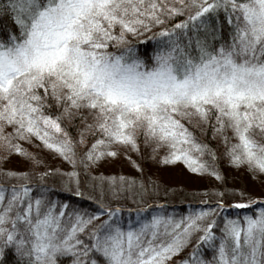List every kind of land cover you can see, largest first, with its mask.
Masks as SVG:
<instances>
[{"label": "snow or ice", "instance_id": "obj_1", "mask_svg": "<svg viewBox=\"0 0 264 264\" xmlns=\"http://www.w3.org/2000/svg\"><path fill=\"white\" fill-rule=\"evenodd\" d=\"M141 136L221 185L222 143L264 188V0H0V264H169L189 245L176 264H264V196L222 188L176 215L140 193L128 206L131 177L91 175ZM33 137L71 169L38 170L16 142ZM13 154L28 167H3Z\"/></svg>", "mask_w": 264, "mask_h": 264}, {"label": "rangeland", "instance_id": "obj_2", "mask_svg": "<svg viewBox=\"0 0 264 264\" xmlns=\"http://www.w3.org/2000/svg\"><path fill=\"white\" fill-rule=\"evenodd\" d=\"M32 140H35V143L40 145L39 140H37L35 137L32 138ZM141 140L144 143V138L141 136ZM20 143L21 147L26 149L27 151L31 152L35 156H37V160H43V158L47 155L49 156L51 161H54V159L51 157L52 155L56 157L57 154L52 151V153H48V151L40 149L39 152H34L33 148L31 147L29 143L24 141H16ZM25 145V146H24ZM155 147V144L151 145H143V154L144 157L141 156V154L137 153L136 151L131 150L130 148L127 149V157L124 155V152L121 151L115 158L112 157H104L101 158L95 165L91 166L89 169V172L92 176H116L119 177L121 175L125 177H131L134 178L135 176L137 179L139 177H149L151 181L154 183V179L157 182L156 186H151L149 191H152L153 196H157L158 194L160 197H163L167 202H175L179 200L189 199V200H196L199 195L198 193L203 194L205 190V180L204 177L201 174H195L190 172L186 166L183 164L182 161H178L175 163L165 164L161 163V157H164L168 153V148L165 145H161L159 148L161 149L162 153L165 152V155L163 156H157L158 149L156 148L155 153L151 151L152 148ZM167 148V149H165ZM0 155H3L2 152H0ZM139 156L142 157L141 165H143V175L140 171L137 170L135 165H139ZM141 159V158H140ZM3 167L11 168V169H17L22 170L28 167V165L25 163L23 157L18 156L16 154H13L8 163L3 165ZM141 168V166H140ZM240 171H244L245 169L241 167L239 169ZM228 171L233 172L232 176L229 177L228 182L238 189H240L243 192L248 193V197H261L264 194V188L261 187L260 183L258 181H252L248 174H238V172H234V168L228 167ZM146 172V174H145ZM145 174V175H144ZM151 177V178H150ZM154 178V179H152ZM90 184L99 183V181H94L89 179ZM141 185V184H140ZM103 186L105 189H107V181L103 182ZM170 189V190H167ZM89 193H92L91 187L87 189ZM181 191L182 194L176 192ZM135 193H140L142 196H144L145 199L148 198V192L144 193L142 189L139 187V184L137 187H134L132 189V193H129L127 190L123 193L124 198L127 200V203H133L130 199V196ZM187 194V196H184V194ZM97 194L98 193H93ZM150 196V197H153ZM124 202L123 200L121 201Z\"/></svg>", "mask_w": 264, "mask_h": 264}, {"label": "trees", "instance_id": "obj_3", "mask_svg": "<svg viewBox=\"0 0 264 264\" xmlns=\"http://www.w3.org/2000/svg\"><path fill=\"white\" fill-rule=\"evenodd\" d=\"M138 43H140V46L141 47H144L145 44L143 42V38H141ZM152 42L151 41H148L147 44L150 45ZM55 114V113H53ZM65 124V126L67 127V122H63ZM71 133H72V138L74 141H78V134L76 132L75 129H70ZM59 135V134H57ZM197 136L203 140L204 139V136L203 134H201L199 132V130H197ZM91 140V137H87V140L85 142V144H80V143H76L74 145V150L77 152V153H80L82 154L84 150H86V148L88 147V143L90 142ZM212 145V148L215 150L216 152V155H217V161H216V165L217 167L219 168L220 172L222 173V175L224 176V182H223V185H221V182L220 181H217L215 180L213 177L207 175V174H201L203 177H204V180H205V190H204V193L203 194H200L198 193L197 195L198 198L196 200H187L184 198V200H179V201H175V202H167V200H165L163 197H160V195L158 194L157 196H153L152 195V191L150 189L151 186H156L157 185V182L154 178V183L153 181H151L149 179V177H144V176H141L139 177V179H137V177L135 176L133 179H135L136 181H138V184L140 185H148V198H147V202L148 204L152 205V206H155L156 204H160L162 205L164 208H166L169 212H173L175 213L176 215H179L181 212H187L191 209H195L197 207H200L202 206L201 205V201H208L209 203H212L214 202L216 199H217V196H216V193L221 191V189L223 188V190L225 191V194H226V200L228 203H231L233 200H247L249 197L247 196L248 193L246 192H243L241 191L240 189H238L237 187H235L234 185L230 184L228 182V179L229 177H233L232 176V173L233 172H230L228 171V163H227V158L223 155V152L225 151L226 149V145L222 144V143H218L217 141H214V140H210L209 141ZM40 145L36 144L35 143V140H31V144L29 147L30 149L33 148L34 149V152H39L40 149L42 150H45V151H48V153H52V151L46 149L43 144L39 141ZM143 141L141 140V137H140V140L138 142V146H139V154H141L142 157H144L145 155L143 154ZM25 146V145H24ZM113 147H116L115 145ZM167 149V148H165ZM158 154L157 156H163L165 155V152L162 153L161 149L159 148L158 149ZM169 151V149H168ZM194 156L196 155L195 152L192 153ZM58 157L52 155L51 157L54 159V161H51L49 156H45L43 158V160H40L41 163L40 165L38 166V170L40 171H43L45 170L46 168L48 167H52V168H62V169H65V170H68V169H71V165H69L66 161H64L58 154H57ZM139 156L140 158L139 159V166H141V168L143 169V165H141V161H142V157ZM37 158V156H36ZM201 159L205 160V161H209V157H207V155L201 157ZM210 162V161H209ZM238 172V174H243L245 175L246 174V171H240L239 169H236L234 168V172ZM143 175V173H141ZM146 174V172H145ZM144 174V175H145ZM80 177H81V180H85L86 179V173L84 172L83 168L81 167L80 168ZM151 178V177H150ZM55 187L57 190H60V185L59 183H56L55 184ZM167 190H170V189H167ZM180 194H182L181 191H176ZM243 192L244 194L241 195L240 193ZM188 193L184 194V196H187ZM189 195V194H188ZM62 196H64L65 198L69 199L71 202L75 203V202H80L82 205H90L91 204V201L89 200H86V199H82L80 197H76L72 194H70L69 192H67L66 190L65 191H62ZM150 196H153V197H150ZM264 196V194H263ZM128 206L132 207L133 209L135 207H138L139 205L136 204V203H128ZM230 211H238V210H230ZM251 214H255V207H253V211ZM133 215H135L133 213ZM241 215H243V213H241ZM194 243V241H193ZM190 247L191 245H189L188 248H185L182 252L176 254L175 256L172 257V259L169 261V264H176L177 261H180L182 259H184V257L186 256L187 252L190 250ZM61 259V261L63 262V264H68V258L67 257H62V258H59ZM12 260V257L9 255L8 257V261L10 262Z\"/></svg>", "mask_w": 264, "mask_h": 264}]
</instances>
